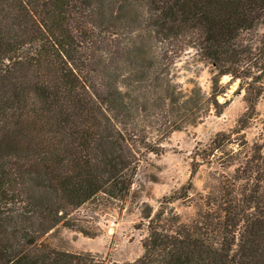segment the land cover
<instances>
[{"label":"trees","instance_id":"1","mask_svg":"<svg viewBox=\"0 0 264 264\" xmlns=\"http://www.w3.org/2000/svg\"><path fill=\"white\" fill-rule=\"evenodd\" d=\"M188 49L210 68L208 93L177 80ZM232 81L245 110L195 147L185 184L142 208L139 257L45 239L96 235L76 211L123 201L173 131L222 113ZM263 91L264 0H0V264H264V135L248 145L243 132ZM204 164L183 221L170 203L193 199Z\"/></svg>","mask_w":264,"mask_h":264},{"label":"rangeland","instance_id":"2","mask_svg":"<svg viewBox=\"0 0 264 264\" xmlns=\"http://www.w3.org/2000/svg\"><path fill=\"white\" fill-rule=\"evenodd\" d=\"M177 80L184 90H189L193 83L209 92L210 68L199 61L193 49L186 50L176 62ZM230 79L225 75L221 82ZM229 88L218 96L219 101L229 103L220 115L213 111L201 121L189 124L181 130L173 131L162 142L159 153H150L144 159L133 178L129 194L123 201L109 204H84L74 215L81 224L98 231L93 237L79 231L59 226L45 236L52 245L70 251H91L108 261L129 262L139 257L142 252V239L146 235L141 210L149 204L155 212L164 196H169L190 179V163L196 146L209 143L220 130L234 128L236 120L245 110L243 91L238 89V81L230 82ZM254 117L243 130L248 145L262 140L264 135V91L258 98ZM209 166L202 165L191 178L193 187L190 194L193 199H178L170 203L183 221H187L197 208L196 196L202 192L204 178ZM215 168V165L212 166Z\"/></svg>","mask_w":264,"mask_h":264}]
</instances>
